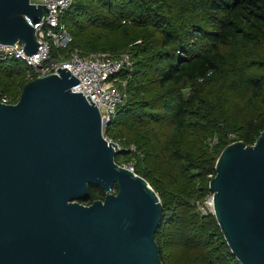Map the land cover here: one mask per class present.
Returning <instances> with one entry per match:
<instances>
[{
    "label": "trees",
    "instance_id": "trees-1",
    "mask_svg": "<svg viewBox=\"0 0 264 264\" xmlns=\"http://www.w3.org/2000/svg\"><path fill=\"white\" fill-rule=\"evenodd\" d=\"M62 24L69 49L134 58L128 101L104 135L160 196L163 263L240 264L202 209L221 152L264 130V0H73ZM29 70L0 58V98L17 103ZM105 195L90 185L80 202Z\"/></svg>",
    "mask_w": 264,
    "mask_h": 264
},
{
    "label": "water",
    "instance_id": "water-1",
    "mask_svg": "<svg viewBox=\"0 0 264 264\" xmlns=\"http://www.w3.org/2000/svg\"><path fill=\"white\" fill-rule=\"evenodd\" d=\"M46 5L0 0V43L37 52ZM66 68L30 80L17 103L0 98V264H164L155 234L160 196L134 168L116 162L97 105L72 92ZM212 212L240 264H264V130L219 155ZM90 185L106 192L80 202ZM117 187V192H113Z\"/></svg>",
    "mask_w": 264,
    "mask_h": 264
},
{
    "label": "built area",
    "instance_id": "built-area-1",
    "mask_svg": "<svg viewBox=\"0 0 264 264\" xmlns=\"http://www.w3.org/2000/svg\"><path fill=\"white\" fill-rule=\"evenodd\" d=\"M30 1L50 9L44 6V14L37 23L25 15L26 21L35 29L39 44L37 52L27 56L20 42L11 45L0 43V58L22 61L30 69L28 77L31 80L56 74L58 68L69 70L79 79L71 91L82 92L88 101V96L91 97L94 105L99 108L105 130L117 117L119 108L128 101V81L134 72V58L129 52L118 55L104 52L83 55L79 49H69L72 36L62 24V16L71 7L73 0ZM1 100L4 103L9 101L7 97ZM121 149L119 146V151ZM132 149L135 150L134 147Z\"/></svg>",
    "mask_w": 264,
    "mask_h": 264
},
{
    "label": "rangeland",
    "instance_id": "rangeland-1",
    "mask_svg": "<svg viewBox=\"0 0 264 264\" xmlns=\"http://www.w3.org/2000/svg\"><path fill=\"white\" fill-rule=\"evenodd\" d=\"M113 192H115V191H113ZM211 196L208 198V200H207V202L205 204V208H203L202 211L205 212L207 210V211H211L212 212V204L210 203Z\"/></svg>",
    "mask_w": 264,
    "mask_h": 264
}]
</instances>
